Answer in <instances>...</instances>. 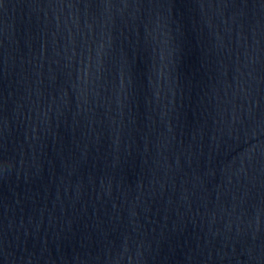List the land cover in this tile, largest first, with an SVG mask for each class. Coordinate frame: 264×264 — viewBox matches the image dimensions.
<instances>
[{
  "label": "water",
  "instance_id": "95a60500",
  "mask_svg": "<svg viewBox=\"0 0 264 264\" xmlns=\"http://www.w3.org/2000/svg\"><path fill=\"white\" fill-rule=\"evenodd\" d=\"M0 264H264V0H3Z\"/></svg>",
  "mask_w": 264,
  "mask_h": 264
},
{
  "label": "snow or ice",
  "instance_id": "6c2138e0",
  "mask_svg": "<svg viewBox=\"0 0 264 264\" xmlns=\"http://www.w3.org/2000/svg\"><path fill=\"white\" fill-rule=\"evenodd\" d=\"M3 5V0H0V6H2Z\"/></svg>",
  "mask_w": 264,
  "mask_h": 264
}]
</instances>
